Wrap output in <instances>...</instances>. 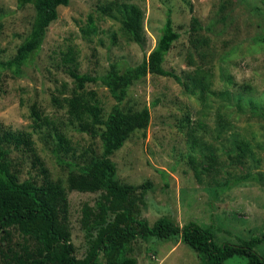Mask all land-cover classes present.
Returning a JSON list of instances; mask_svg holds the SVG:
<instances>
[{
  "label": "rangeland",
  "instance_id": "rangeland-1",
  "mask_svg": "<svg viewBox=\"0 0 264 264\" xmlns=\"http://www.w3.org/2000/svg\"><path fill=\"white\" fill-rule=\"evenodd\" d=\"M264 0H70L58 7V17L48 27L40 50L21 74L0 72V126L31 131L33 106L53 124L33 132L38 153L53 178L64 179L63 161H79L93 147L101 152L98 137L91 138L69 124L63 109L54 105L73 85L62 54L75 52L78 70L100 77L111 64L135 66L156 45L169 11L179 38L165 56L164 68L187 82L200 66L211 73L204 99L199 92L174 77L148 73L127 91L125 109L150 111L146 129L133 131L111 158L120 181L152 182L146 204L137 215L152 224L161 216L182 226L192 220L211 226L214 241L238 243L252 237L262 241L254 249L264 256ZM135 3L144 14L143 45L131 41L121 29L120 13L108 9L115 3ZM107 12L114 15L108 16ZM91 16L95 31L87 32ZM31 4L0 0V60L11 57L30 29ZM192 17L201 26L190 30ZM93 24V25H94ZM95 89L106 113L115 98L98 79ZM243 94L240 105L236 95ZM189 114L188 125L183 118ZM70 141L68 154L56 157L55 132ZM70 149V148H69ZM36 173V169L33 171ZM99 192L68 193L72 241L82 243L79 226L83 203L94 204ZM136 238L132 256L136 264H202L181 240ZM224 264H248L232 256Z\"/></svg>",
  "mask_w": 264,
  "mask_h": 264
},
{
  "label": "trees",
  "instance_id": "trees-1",
  "mask_svg": "<svg viewBox=\"0 0 264 264\" xmlns=\"http://www.w3.org/2000/svg\"><path fill=\"white\" fill-rule=\"evenodd\" d=\"M18 6L31 4L34 17L30 29L17 45L14 54L0 60V72L8 71L18 76L25 64L36 54L45 39L49 25L58 17V7L70 0H17ZM264 2V1H263ZM108 9L120 13L121 29L127 38L143 45V11L135 3H115ZM108 16L114 15L103 8ZM88 17L87 32L95 31V24ZM201 29L192 17V33ZM168 11L156 45L135 66L110 69L97 77L78 70L75 52L62 54L73 85L60 95H52L54 105L63 109L66 119L75 130L98 137L101 152L90 148V154L79 161H63L67 173L64 179L53 178L38 153L33 132L44 125L53 124L48 115L33 106L30 117L32 130L12 129L0 126V264H136L132 245L136 238L155 241L151 237L176 242L181 240L200 258L202 264H224L232 256H242L248 264H264V256L254 245L262 241L258 237L238 243L217 244L211 226L188 221L182 226L168 216L157 218L152 224L137 215L139 205L146 204L147 191L152 187L149 180L141 184L122 182L117 177L116 164L111 155L119 150L129 135L138 129H146L150 121L149 108L125 109L121 106L128 89L136 81L153 75L171 76L187 88V82L198 90L204 99L210 84L211 73L197 66L187 82L164 68L165 56L179 38ZM264 41V34L257 37ZM1 52V50H0ZM98 79L115 98V104L104 113L95 89L87 88ZM243 94L236 99L240 105ZM187 113L183 120L187 122ZM56 157L68 154L70 141L64 132H55ZM70 148V149H69ZM36 169L35 175L32 170ZM99 192L94 204L83 203L79 226L82 243L72 241L69 223L68 193L70 191Z\"/></svg>",
  "mask_w": 264,
  "mask_h": 264
}]
</instances>
